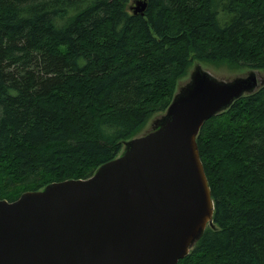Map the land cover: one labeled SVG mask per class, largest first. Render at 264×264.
Returning <instances> with one entry per match:
<instances>
[{
    "label": "trees",
    "instance_id": "obj_1",
    "mask_svg": "<svg viewBox=\"0 0 264 264\" xmlns=\"http://www.w3.org/2000/svg\"><path fill=\"white\" fill-rule=\"evenodd\" d=\"M0 0V200L86 180L194 61L264 72V0ZM213 201L177 264H264V85L204 122Z\"/></svg>",
    "mask_w": 264,
    "mask_h": 264
},
{
    "label": "water",
    "instance_id": "obj_2",
    "mask_svg": "<svg viewBox=\"0 0 264 264\" xmlns=\"http://www.w3.org/2000/svg\"><path fill=\"white\" fill-rule=\"evenodd\" d=\"M261 85L254 70L221 81L196 66L157 127L90 178L0 200V264H177L213 225L198 132Z\"/></svg>",
    "mask_w": 264,
    "mask_h": 264
},
{
    "label": "rangeland",
    "instance_id": "obj_3",
    "mask_svg": "<svg viewBox=\"0 0 264 264\" xmlns=\"http://www.w3.org/2000/svg\"><path fill=\"white\" fill-rule=\"evenodd\" d=\"M134 5V0L128 4V8H131ZM199 66L201 67L202 70L206 71L209 73L212 77H214L217 80L221 81H230L235 77H244L247 76L252 70L250 69H238V70H233L232 68H229L226 65H213V64H208L204 62H199V61H194L188 68L187 74L181 78L178 81L177 87H176V93L179 91L181 87H183L189 80V76L191 71L196 67ZM258 76L259 82L264 85V72L260 70H254ZM164 115V112H158L154 114L152 117H150L147 122L144 124V127L141 129V131L133 138L140 137L143 135H146L150 132H152L158 124V121L161 119V117ZM132 139V138H131ZM129 141V140H128ZM123 151V146L120 151V154Z\"/></svg>",
    "mask_w": 264,
    "mask_h": 264
},
{
    "label": "bare ground",
    "instance_id": "obj_4",
    "mask_svg": "<svg viewBox=\"0 0 264 264\" xmlns=\"http://www.w3.org/2000/svg\"><path fill=\"white\" fill-rule=\"evenodd\" d=\"M136 0H134V2H135Z\"/></svg>",
    "mask_w": 264,
    "mask_h": 264
}]
</instances>
